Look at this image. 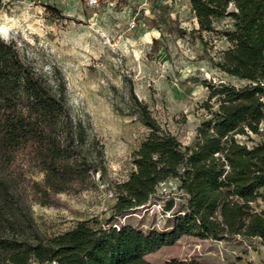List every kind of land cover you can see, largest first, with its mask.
<instances>
[{
	"label": "trees",
	"instance_id": "1",
	"mask_svg": "<svg viewBox=\"0 0 264 264\" xmlns=\"http://www.w3.org/2000/svg\"><path fill=\"white\" fill-rule=\"evenodd\" d=\"M188 1L199 23L191 34L203 48V34L231 19L224 33L230 48L209 60L241 84L202 81L210 91L203 105L210 118L192 146L164 130L130 88L134 111L150 132L133 154L134 170L114 188L111 217L78 221L55 236L41 231L31 203L52 206L59 194L92 188L96 173H106L104 144L89 121L72 113L61 75L38 72L16 42L0 36V264H152L147 253L183 235L264 245V0ZM168 13L162 7L157 21L181 37L184 29ZM25 163L43 180L28 178ZM171 179L185 199L178 208L174 197L163 203L170 226L144 231L114 223L155 204L159 186ZM166 264L207 263L173 258Z\"/></svg>",
	"mask_w": 264,
	"mask_h": 264
},
{
	"label": "rangeland",
	"instance_id": "2",
	"mask_svg": "<svg viewBox=\"0 0 264 264\" xmlns=\"http://www.w3.org/2000/svg\"><path fill=\"white\" fill-rule=\"evenodd\" d=\"M92 2L0 0L1 38L16 42L20 55L38 72L49 78L61 75L72 113L90 122L91 134L105 148L106 173L103 177L96 173L92 188L59 194L52 206L31 203L35 220L48 236L63 234L78 221L106 222L111 217L117 200L114 188L134 170L133 154L150 132L134 111L130 88L164 130L184 146H192L197 140V128L210 118L203 108L210 91L202 81L241 84L209 60L230 48L224 35L232 29L230 18L215 23L214 32L203 34L208 44L203 48L191 34L199 29V23L188 0H180L172 10L176 13L173 19L185 31L181 37L169 33L157 21L158 16L136 15L141 0ZM193 78L200 82L193 83ZM251 137L255 142L260 140L259 136ZM25 166L28 178L43 180L44 174L38 169L28 163ZM158 189L155 204L114 223L144 231L170 226L173 218L161 212L159 206L174 197L178 208L185 196L174 179ZM259 203L264 209V201ZM173 258L197 259L207 264L238 259L240 264H264V245L259 239L216 241L183 235L173 244L145 255L152 264H166Z\"/></svg>",
	"mask_w": 264,
	"mask_h": 264
},
{
	"label": "built area",
	"instance_id": "3",
	"mask_svg": "<svg viewBox=\"0 0 264 264\" xmlns=\"http://www.w3.org/2000/svg\"><path fill=\"white\" fill-rule=\"evenodd\" d=\"M92 1H93L92 4H98L100 0H92ZM179 1L180 0H141V3L139 5L140 7L136 15H139V14L145 15V16L153 15V17H157L161 14L162 7H166L169 11L168 13L169 16L171 18H174L176 13L172 10ZM111 4L113 5L114 3L111 2ZM132 22H133L132 25L135 28L136 26V24H134L135 21H132ZM159 208H160V211L163 212V206L160 205ZM166 214L167 216H170L169 212H167Z\"/></svg>",
	"mask_w": 264,
	"mask_h": 264
}]
</instances>
